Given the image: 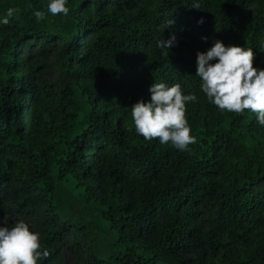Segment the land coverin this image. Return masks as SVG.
I'll list each match as a JSON object with an SVG mask.
<instances>
[{"label":"trees","instance_id":"16d2710c","mask_svg":"<svg viewBox=\"0 0 264 264\" xmlns=\"http://www.w3.org/2000/svg\"><path fill=\"white\" fill-rule=\"evenodd\" d=\"M47 3L0 0L18 9L0 26V218L35 219L40 264L69 240L81 264H264V127L219 111L195 76L216 40L264 68V0H68L36 21ZM55 43L70 80L52 90L32 72ZM161 81L199 98L190 151L134 131L131 106Z\"/></svg>","mask_w":264,"mask_h":264},{"label":"clouds","instance_id":"9594fccd","mask_svg":"<svg viewBox=\"0 0 264 264\" xmlns=\"http://www.w3.org/2000/svg\"><path fill=\"white\" fill-rule=\"evenodd\" d=\"M67 5L68 0H48L47 13L34 9L32 15L36 21H44L48 13L53 17L67 16ZM192 7L200 5L194 2ZM17 11L9 7L0 15V26L8 25ZM175 40V35L160 39L157 47L169 54ZM253 61V48L216 40L206 51L197 52L195 76L200 78V90L207 101L219 111L243 114L248 110L255 114L257 124L264 127V68L254 67ZM149 92L150 100L141 99L131 106L135 133L145 140H158L161 145L190 151L197 138L191 134L186 106L199 102L198 96L184 92L179 83L169 85L163 81L151 84ZM47 256L40 234L25 221L11 227L0 226V264H40Z\"/></svg>","mask_w":264,"mask_h":264},{"label":"rangeland","instance_id":"374dc122","mask_svg":"<svg viewBox=\"0 0 264 264\" xmlns=\"http://www.w3.org/2000/svg\"><path fill=\"white\" fill-rule=\"evenodd\" d=\"M60 49L61 48L57 43L49 46L48 58L44 62V65L40 69H36L32 72V75L35 77V81L38 84L42 81H45L50 85V89L52 90L63 88L65 84L68 83L70 80L60 65ZM21 52L23 56L31 54L30 49H24ZM42 70H45V72L41 73ZM20 220H23L28 223L32 230H35L40 234L35 219L24 215L19 211L6 213L2 218H0V226L4 224L8 227H11ZM60 255L61 259L56 264H81L75 248L71 246L70 240L68 241V245L63 250H61Z\"/></svg>","mask_w":264,"mask_h":264}]
</instances>
